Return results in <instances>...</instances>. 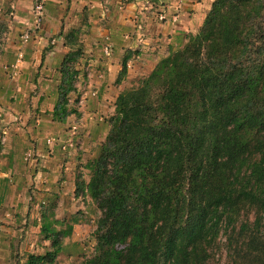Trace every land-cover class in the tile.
<instances>
[{
    "label": "trees",
    "instance_id": "1",
    "mask_svg": "<svg viewBox=\"0 0 264 264\" xmlns=\"http://www.w3.org/2000/svg\"><path fill=\"white\" fill-rule=\"evenodd\" d=\"M78 46L63 58L61 121L75 111ZM110 124L91 177L76 183L102 211L82 264H209L224 228L233 264H264V0H214L197 33L118 94ZM41 233L52 248L25 264H55L69 232Z\"/></svg>",
    "mask_w": 264,
    "mask_h": 264
},
{
    "label": "rangeland",
    "instance_id": "2",
    "mask_svg": "<svg viewBox=\"0 0 264 264\" xmlns=\"http://www.w3.org/2000/svg\"><path fill=\"white\" fill-rule=\"evenodd\" d=\"M43 1L47 12H45L41 28H47V24L50 22L51 18L55 19L54 17H56L60 19L62 13H64V19L68 14H73L72 20L70 21L71 26L66 32H68V41L73 40L72 42L76 43L71 50L79 49L80 46H78V42L74 40L79 39L81 36L84 38V36L89 33L88 27L83 28L80 26L82 22L88 20V12L85 9L78 7V2L75 0ZM61 4L65 6L64 11L54 10L56 5L58 9L59 6H62ZM78 15H80V18L76 19V16ZM47 17L49 19H47ZM33 22L34 15L32 0H0V120L2 118L1 111H4L3 117L10 115L7 113V108L11 106L9 103L18 101L24 94L22 91H25L26 95L21 99L26 101L21 103L22 106H19L21 108H17H19V114H28L29 121H27V126L30 124H38L37 127H41L43 125L40 131L44 130V132L39 136H43L48 144V137L58 133L57 131L48 132V125L54 124V121H57L60 125L68 128L77 125L78 132L76 136L79 139V143L75 150L76 152L80 149V146L83 143V129L87 128V122L84 120V110H88L89 112L97 111L95 109L96 102H100L98 100L102 99V97L107 94L108 106L103 110L102 107L98 109V115L102 118L99 122L102 124L100 126L101 131L103 133L104 131L106 132L108 130V125L110 129V121L115 114V101L118 94L125 89L137 86L139 82L148 75V73L143 72L138 74L133 80L132 78H134L135 75L127 73L121 82H118V76L114 77L108 73L104 75L102 72H99L96 67L93 68L92 65L85 61V59L82 61L80 59L81 54L76 60L68 64L71 70L77 72L73 83L75 89L66 96L69 108L75 111L66 116L64 121H61L56 117V119H54L53 109L58 101L62 102L64 99V96H60L59 94L61 91L60 84L65 88L67 83L63 79V60L59 62V59H49L48 62L51 70L45 72L42 71L47 61V55L54 50L55 43L59 41V33H53L47 37L45 36L47 39L45 40L44 38L43 42L45 43L46 41V46L43 49L34 47L32 49L33 54H31V57L28 59L26 57L27 49L28 47L30 48L32 42L36 40V33H33L31 29ZM26 30H31V36L27 41L23 39V34ZM189 37L190 35L188 36V39ZM61 41H63V39H61ZM82 53L84 54V52ZM56 57H58V55ZM135 58H138V55H136ZM37 61L40 63H37ZM25 62L30 63V66ZM145 72H148V69ZM4 86H8V92L5 91ZM18 92L21 94V97H16ZM5 104H7L8 107ZM23 107L25 108L23 109ZM37 118L40 119V121H37ZM33 127L36 129L35 126ZM0 132V134H3L2 129H0ZM4 133L6 134L7 132ZM27 134L29 135L30 133ZM6 136L7 135L2 138L0 135V152L8 140ZM29 138L31 139V136H29ZM97 142L102 143L103 141L101 140ZM96 143L93 145L94 150L91 148L89 152L91 156L89 157L90 160L99 153L95 154V151L97 150ZM31 149L32 148L26 147L23 149V153H26ZM70 151L74 152V150H67L66 152ZM10 160L11 159L7 153H0V165L5 164V166L8 167V163H12ZM26 163H30V161H26ZM85 163L84 160L80 165L84 166ZM80 165L77 167L76 173L78 175L82 172V177L79 182L82 186H85V181L87 182L91 177L92 170L85 167L82 169ZM4 170L5 169L0 170V173ZM9 177L11 178V175H9ZM13 185H15L14 181L8 179L5 185L6 195L4 198H7L5 200L6 202H0L1 211L3 212L6 209H10L3 213L15 214L17 218L15 221L19 224V226H15L12 223L0 219V225L4 224L6 226L14 227V229L19 232L13 236L14 239L12 240V246L7 248L9 252L6 254V259L8 258L9 264H25L27 256L31 251L40 253L52 248L51 240L49 239V241L48 239H45L41 233V227L43 224L50 225L53 229H57L60 232H69V234H67L68 236L62 235V239L63 242L67 239V245H70V247L62 249L55 264H82L84 260L94 254L96 246L95 231L98 226V220L102 215V211L96 202H93L90 196L85 199L81 198L79 201L80 204H82V202H85L86 204L88 203L89 205L87 207L81 208L78 204L76 208L73 207L72 210L69 211L71 216H73V214L78 215V217L85 216L83 220H76L79 225L74 229V223H71V221L73 222L72 219L68 220L66 217H56V211L53 209V205H49L54 202L49 203V199L44 200L42 198L43 196H41L42 194L36 195L34 193L33 190H38L36 187L20 188V186L15 187ZM3 189L4 187L0 184V190L2 191ZM20 194H22V201L19 202L18 206H16V203L13 205L11 203L12 199ZM42 200L46 202H42ZM14 207L15 212H13ZM244 215H247L246 217L253 220V208L243 207L242 216ZM1 230L2 227L0 226V237ZM229 234L230 230L224 228L219 236L216 237L214 241L212 240L213 246L209 248V251L211 252V257L208 261L209 264H233L232 261L229 260ZM5 252L6 250L3 251L4 254Z\"/></svg>",
    "mask_w": 264,
    "mask_h": 264
},
{
    "label": "crops",
    "instance_id": "3",
    "mask_svg": "<svg viewBox=\"0 0 264 264\" xmlns=\"http://www.w3.org/2000/svg\"><path fill=\"white\" fill-rule=\"evenodd\" d=\"M75 1L78 2V7L88 12V20L82 22L80 26L83 28L88 27L89 33L84 38L81 36L79 39L74 40L78 42V45L82 44L83 47L82 51L84 54L82 53L80 59L82 61L85 59L86 62L92 65L93 68L96 67L102 74L105 75L108 73L115 77L119 75L124 56L128 52H132L127 61V73L135 75L132 78L133 80L138 74L143 72L149 74L161 58L167 56L172 50L182 47L186 43L189 35L197 33L214 0H184L185 7L181 10L177 21H172L171 17L166 21H159L157 12L163 6L170 4L171 12H174L178 0ZM61 5L58 9L56 5L54 10L64 11L65 6L63 4ZM61 15L60 19L56 17H54L55 19L51 18L47 24V28L33 30V33H36V40L27 49L26 57L28 59L33 54L32 49L34 47L43 49L46 46V41L45 43L43 42L44 38L46 40L48 35L59 33V41L55 43L54 50L47 55V61L42 72L51 70L48 62L49 59H59V62H61L66 53L72 49L73 42L68 41V32L66 31L71 26L70 21L72 20L73 14H68L65 19L64 13ZM77 18L79 19L80 15L76 16ZM47 19L49 18L47 17ZM140 24L142 25L141 28H139L141 26ZM140 35L143 36L142 40L139 39ZM107 43L112 46V53L109 56L104 54V45ZM57 55L58 57H56ZM136 55H138V58H135ZM25 63L30 66V63ZM37 63L40 62L37 61ZM147 69L148 72H145ZM4 89L7 91L8 86H4ZM22 93H24L23 96L26 95L25 91H22ZM23 96L21 97L19 92L16 95V97H21L22 99ZM21 98L14 103H9L11 104L9 106L10 108L7 106L8 103L5 104L8 107L7 113L10 115L3 117L4 111H1L0 129L7 132L6 137L8 140L0 153H7L12 163H8V167L5 164L0 165V170L5 169L0 173V184L4 187L2 191L0 190V202L7 199L4 197L6 195L5 185L8 179L14 181L15 185L13 186L15 187H36L38 190H33L36 195L42 194L41 196H43L42 198L44 200L49 199V203L54 202L49 205H53V209L56 211V217H66L68 220L72 219L73 222L71 221V223H74V229H76V226L79 225L76 220H83L85 216L78 217L75 214L71 216L69 211L73 207L76 208L78 204L81 208L89 205L85 202H82V204L79 203L81 198L85 199L87 196L83 197L82 195L76 194L77 180H80L82 177V172L77 175L76 170L84 160L86 163L91 161L89 158L91 157L89 154L91 148H93V145L97 141H104L108 134L109 125L107 126L108 130L103 133L100 127L102 124L99 123L102 118L98 115L99 108L102 107L103 110L108 106V95L105 94L102 99L98 100L100 102H96L95 109L97 111L89 112L88 110H84V120L87 122V128L83 129V143L76 152L62 150V141H58L55 147L48 145L46 139L43 136H39L44 132V130L40 131L43 125L41 127H37L38 124H30L27 126V121H29L28 114L21 115L18 110L21 108L19 106H22L21 103L26 101ZM37 121H40V119L37 118ZM48 128V132L57 131L58 133L54 135L61 138V140L66 139L71 133V128L60 125L57 121H54V124L48 125ZM27 133L30 134L28 135ZM29 136H31V139ZM101 144L100 142L96 143L97 150L95 154L99 152ZM26 147L32 148L28 151L32 154L29 159H26L27 152L23 153V149ZM26 161H30V163H26ZM86 163L84 166L80 165V167L82 169L84 167L88 168ZM9 175H11V178ZM44 200L42 202H46ZM20 201H22V194L14 197L11 203L13 205L16 203V206H18ZM8 210L10 209H6L3 212ZM3 212L0 209V219L2 221L19 226L17 221H15L17 220L15 214ZM13 212H15V207ZM0 226L2 227L0 237V264H7L8 258L6 259V254L9 252L7 248L12 246L13 236L19 232L14 227L4 224ZM67 244V239H65L62 249L70 247ZM5 250L6 252L4 254L3 251ZM33 252L35 251H31V253Z\"/></svg>",
    "mask_w": 264,
    "mask_h": 264
},
{
    "label": "built area",
    "instance_id": "4",
    "mask_svg": "<svg viewBox=\"0 0 264 264\" xmlns=\"http://www.w3.org/2000/svg\"><path fill=\"white\" fill-rule=\"evenodd\" d=\"M33 2V15H34V22L32 26V31L41 29V25L43 23L44 17H45V6L43 0H32ZM171 5V4H170ZM170 5H165L157 12V18L159 21H166L169 17H171L172 21H177L180 15L181 10L185 7V1L184 0H178V2L175 5V11L171 12ZM141 25V24H140ZM139 26V28H141ZM31 36V30H26L23 34V39L27 41ZM139 39L142 40L143 36L140 35ZM112 53V46L111 44L107 43L104 45V54L106 56L111 55ZM77 125H73L71 128V133L68 135L66 139L59 138L58 136H50L48 137L47 141L49 145L55 146L58 141H62L61 148L65 151L69 150H76L78 147L79 139L77 138ZM3 138V137H2ZM31 157V152H27L26 159H29Z\"/></svg>",
    "mask_w": 264,
    "mask_h": 264
}]
</instances>
